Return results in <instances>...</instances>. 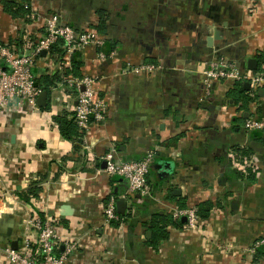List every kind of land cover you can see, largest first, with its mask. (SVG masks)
<instances>
[{
    "label": "crops",
    "instance_id": "obj_1",
    "mask_svg": "<svg viewBox=\"0 0 264 264\" xmlns=\"http://www.w3.org/2000/svg\"><path fill=\"white\" fill-rule=\"evenodd\" d=\"M9 1L21 10L11 14L0 0V47L29 49L51 13L106 37L72 60L78 74L92 76L107 115L63 134L56 117L73 119L74 94L60 80L41 85L45 76L61 75V58L35 57L32 70L46 103L0 115V243L25 250L37 213L76 242L68 264H264L250 249L264 237V128H244L247 119L264 120V86L241 81L251 100L240 106L226 96L233 81L214 80L207 92L202 78L219 57L241 71L261 69L264 0ZM215 28L223 37L208 46ZM250 57L254 70L246 66ZM146 63L156 68H138ZM233 146L252 152L246 158ZM108 150L122 161L153 152L144 194L129 193L123 178L105 172ZM246 168L257 170L254 181ZM110 197L115 204L124 197L127 206L108 223L103 208ZM180 202L183 209L202 202L211 208L190 226L178 214ZM152 222L167 233L155 246ZM2 248L0 264H11Z\"/></svg>",
    "mask_w": 264,
    "mask_h": 264
},
{
    "label": "built area",
    "instance_id": "obj_2",
    "mask_svg": "<svg viewBox=\"0 0 264 264\" xmlns=\"http://www.w3.org/2000/svg\"><path fill=\"white\" fill-rule=\"evenodd\" d=\"M27 7V5H25ZM106 37L96 28L76 29L64 22L60 15L51 13L43 20V30L34 45L24 47L20 52L9 46L0 47V115L20 113L24 106L35 107V101L43 87L37 81L32 66L35 57L42 52L61 58L58 66L61 71L60 83L65 84L74 94L73 121L83 130L91 122H102L107 115V102L96 95L93 86L94 80L88 74H64L69 68L73 55L86 47L99 48L105 43ZM61 50L62 56L55 53ZM99 57H104L98 51ZM64 61V63H63ZM139 69L153 70V63L141 64ZM203 83L208 88L211 82L217 79L246 80L253 89L264 86V62L261 69L256 71H241L234 62L228 58L219 57L209 62L202 70ZM247 130L264 128V120L247 119L244 123ZM104 170L111 176H119L126 181L129 193L144 194L147 190L146 178L149 173L153 152L147 153L137 160H117L113 150L106 151L103 156ZM106 222L118 220L115 199L110 197L103 208ZM178 214L186 215L188 225L195 224L196 208L181 209ZM30 229L33 230L31 239L25 241V250L6 246L2 248L6 259L11 264H68V257L74 251L76 242L64 237L56 230V221L53 218L33 214L29 220ZM60 243L63 250L56 253ZM264 244V237L255 240L251 246L252 252Z\"/></svg>",
    "mask_w": 264,
    "mask_h": 264
},
{
    "label": "trees",
    "instance_id": "obj_3",
    "mask_svg": "<svg viewBox=\"0 0 264 264\" xmlns=\"http://www.w3.org/2000/svg\"><path fill=\"white\" fill-rule=\"evenodd\" d=\"M1 1H2L5 9L9 13L17 14V12H20L21 9L16 7V5L12 3V1H9V0H1ZM16 8H18V9H16ZM98 29L102 30L101 26ZM54 52L55 53L59 52V55L62 56L61 50L56 49V51H54ZM78 68H79V62H77V60H75L73 58L71 66L66 69L64 74L80 75V74H78ZM60 76L55 75V74H54V76H50V77L45 76L41 82V85L43 87H45L49 83L54 82L55 80H60L61 79ZM233 82H234L233 87L231 89L227 90L226 96L228 98H231L233 100V102L238 103V104H242L240 106H245V104L251 100L249 91L244 87V85L241 83V81L234 80ZM56 122L58 123L59 128L63 134H65V133L66 134H76V131L78 128H77L75 122L73 121V119L67 120L65 117H56ZM232 151L237 155L246 156V158L252 152L250 148H244V147L242 148L239 146H233ZM245 171L247 172L248 180L250 182L254 181L255 177L257 175V170H252L251 168H246ZM234 173L239 177H242L244 175L238 170H234ZM179 208H181V209L185 208V205L183 202L179 203ZM210 208H211L210 202H202L198 206H196V214L205 217V216H207ZM167 221H168V219H167ZM149 226L152 230H154L153 235H152L151 239L149 240V242L151 245L155 246L157 244L159 238H164L165 236H167V233L162 229L163 228L162 224H161V226H157V223L152 222V223H150ZM263 250H264V244L257 247V249H256L257 253L256 254H258L260 256H264Z\"/></svg>",
    "mask_w": 264,
    "mask_h": 264
},
{
    "label": "water",
    "instance_id": "obj_4",
    "mask_svg": "<svg viewBox=\"0 0 264 264\" xmlns=\"http://www.w3.org/2000/svg\"><path fill=\"white\" fill-rule=\"evenodd\" d=\"M223 37V32L217 28L213 29L212 33L207 35L206 36V43L208 46H212V43L214 40H219ZM44 53V52H42ZM246 66L248 69H251V70H254L256 69L257 67V60L254 58V57H250L247 59L246 61ZM245 86L248 87L249 86V82H246L245 83ZM46 97H47V91L46 90H42L40 92V94L38 95L37 97V100H36V104L37 106H41V105H44L46 103ZM126 206H127V203H126V200L124 197H120L117 201H116V204H115V207H116V212L119 213V214H124L125 213V210H126ZM1 233V231H0ZM149 233H147V236H148ZM0 246L1 247H6V246H10L13 248V245H9V244H1L0 243Z\"/></svg>",
    "mask_w": 264,
    "mask_h": 264
}]
</instances>
